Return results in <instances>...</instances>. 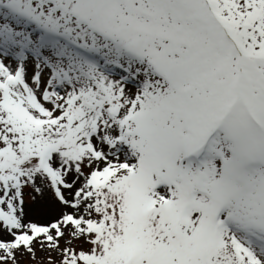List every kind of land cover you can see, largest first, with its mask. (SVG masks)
<instances>
[{"label": "snow or ice", "instance_id": "obj_1", "mask_svg": "<svg viewBox=\"0 0 264 264\" xmlns=\"http://www.w3.org/2000/svg\"><path fill=\"white\" fill-rule=\"evenodd\" d=\"M0 264H264V0H0Z\"/></svg>", "mask_w": 264, "mask_h": 264}]
</instances>
